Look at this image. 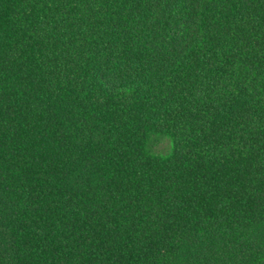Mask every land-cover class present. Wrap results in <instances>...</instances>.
Wrapping results in <instances>:
<instances>
[{
  "label": "trees",
  "instance_id": "1",
  "mask_svg": "<svg viewBox=\"0 0 264 264\" xmlns=\"http://www.w3.org/2000/svg\"><path fill=\"white\" fill-rule=\"evenodd\" d=\"M0 264H264V0H0Z\"/></svg>",
  "mask_w": 264,
  "mask_h": 264
}]
</instances>
